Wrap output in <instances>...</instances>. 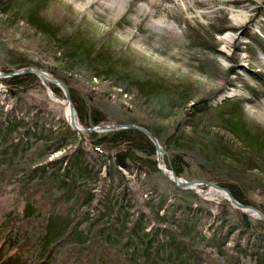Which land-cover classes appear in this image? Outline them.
<instances>
[{"label": "trees", "instance_id": "obj_1", "mask_svg": "<svg viewBox=\"0 0 264 264\" xmlns=\"http://www.w3.org/2000/svg\"><path fill=\"white\" fill-rule=\"evenodd\" d=\"M39 2L5 0L0 4V13H10L11 22L21 18L45 36L47 44H53L55 51L61 54L59 65L62 70L83 69L95 79L124 80L128 88L134 87L146 100H152L154 104L161 100L160 104H165L163 110L161 106L157 113H152L157 120L170 108L171 102L186 105L191 101L187 93L169 94L158 82L121 72L109 50L95 51L76 38H61L58 28L40 18L43 7ZM22 9L23 13L19 14ZM9 55L6 66L0 67L2 72L39 66L22 58H14L12 53ZM51 74L68 87L80 127L88 129L105 124L107 120L103 114L88 105L87 98L73 89L68 80ZM0 83L14 101H19V94L28 87L40 86L39 80L30 75L2 79ZM48 87L56 96H62L60 89ZM224 104L222 113H218L211 123L203 119H207L205 113H195L187 123L175 125L166 131L164 127H144L164 151L170 152V162L164 159L163 162L167 168L169 162L178 178L216 184L228 190L238 203L251 206L264 215L263 207L252 197L264 189L262 180L258 178V175L261 178L264 176V130L248 123L237 106L229 101ZM210 127L217 128V132L211 134L208 131ZM27 138H32L39 146L34 153L37 160L34 162L31 157L28 163L21 165L19 158L25 157L24 154L31 149ZM85 146H88L91 154L85 151ZM55 153L64 155L60 159L47 161ZM157 166L153 144L139 132L80 135L64 124L50 132L35 120L31 123L25 118L6 116L0 110V186H13L16 192L14 198L20 207L16 214L20 216V226L1 235L0 264H54L58 262L56 257L63 260L74 258V264H112L108 249H114L123 258L122 264L191 262V255L186 249L191 246L188 240L191 237L189 225L195 226V217L189 220L190 224L182 215L169 224L166 221L167 211L159 217L158 212L167 200L161 193L154 219L160 226L166 224L172 230L159 227L153 234L145 233L142 218L135 221L133 214H130L129 208L132 206L128 203L130 191L126 186L127 180L118 178L121 189L110 186L113 175H119L121 170L146 176L158 174ZM102 168L104 177H101ZM106 181L108 190L103 191ZM169 189L189 195L190 202L202 210L203 204L195 193L176 189L173 184ZM190 205L189 201H185L183 210L190 213ZM12 212L9 211L8 217ZM9 223V218H6L4 225ZM234 227L241 233L234 252L236 257L248 260L250 264H264V223L242 215ZM161 234L167 238L163 243L159 241ZM212 234L211 244H215L219 257L225 258L226 253L222 249L225 237H220L216 232ZM28 244L34 248L35 256L27 261L17 251ZM13 249L16 251L11 252Z\"/></svg>", "mask_w": 264, "mask_h": 264}, {"label": "rangeland", "instance_id": "obj_2", "mask_svg": "<svg viewBox=\"0 0 264 264\" xmlns=\"http://www.w3.org/2000/svg\"><path fill=\"white\" fill-rule=\"evenodd\" d=\"M4 1L0 0V4ZM120 1L40 0L43 7L40 18L58 28L61 38H76L95 51L109 50L121 72L158 82L169 94L187 93L191 101L186 105L171 102L170 108L157 120L152 113H157L161 106L162 110L165 108V104H160L161 100L156 104L146 100L134 87L128 88L119 78L95 79L83 69L62 70L59 65L61 54L55 51L53 44H47L45 36L21 18L11 22L10 13H0V67L6 66L11 56L9 53H12L14 58L39 65L29 68L43 70L48 77L54 76L53 73L68 80L73 89L87 98L88 105L103 114L107 121L101 125H134L144 129L164 127L166 131L175 125L187 123L195 113H205L207 119H203L211 123L218 113H222L224 103L229 101L237 106L248 123L264 130V0ZM22 13L23 9L19 14ZM39 84L28 87L19 94V101H14L0 83V110L6 116L25 118L31 123L35 120L50 132L63 127V124L69 127L63 93L58 97L48 84L40 81ZM216 129L210 127L208 131L215 134ZM218 133L223 135L220 131ZM27 141L31 149L24 154L25 157L19 158L21 165L28 163L31 157L32 161L37 160L34 153L39 146L32 138H27ZM85 151L92 153L88 146H85ZM164 152L166 156L157 162V169H168L163 159L169 161L171 154ZM63 155L51 154L47 161L60 159ZM101 170V177H104L105 172L103 168ZM119 175H113L110 186L121 189L118 178L127 180L126 186L130 191L128 203L132 206L129 208L130 214H133L135 221L142 218L145 233L153 234L159 227L172 230L166 224L160 226L154 219L161 193L167 200L158 216L165 215L167 211L166 221L169 224L180 215L188 222L194 217L200 219H194L195 226L189 225L191 237L188 240L191 246L186 250L191 255V262L187 264H250L234 254L241 235L234 226L242 215L256 221L258 218L251 212L242 213L233 209L220 193L203 186L189 190L200 198L203 206L199 210L190 202L189 195L169 189L172 183L161 171L145 176L135 171L121 170ZM258 176L264 188V176ZM103 184V191L108 190V181ZM15 193L12 185L0 186V238L20 226V216H16L20 207L14 198ZM252 197L264 209V189ZM185 201L191 203L190 213L182 208ZM9 211L14 213L8 217ZM6 218L10 223L4 225ZM212 232L225 237L222 248L226 253L225 258L219 257L215 244H211ZM166 239L164 234L159 236L160 243ZM33 249L28 244L17 252L28 261L35 256ZM107 251L112 259L110 263H123V258L114 249ZM55 260L58 262L54 264H74V258L63 260L56 257ZM169 264L178 263L171 261Z\"/></svg>", "mask_w": 264, "mask_h": 264}, {"label": "water", "instance_id": "obj_3", "mask_svg": "<svg viewBox=\"0 0 264 264\" xmlns=\"http://www.w3.org/2000/svg\"><path fill=\"white\" fill-rule=\"evenodd\" d=\"M34 76L36 77L41 83L52 85L58 87L61 92L63 93L65 97V101L68 104V113H69V127L71 131L74 133L80 134V135H88V134H97V135H104L109 134L113 132H121V131H135L139 132L142 135H144L154 146L155 152H156V161L159 163L161 157L166 156L163 149L158 144L155 137L146 129L134 126V125H127V126H118V125H99L92 128H82L78 125L77 117L75 115L73 105L70 98V92L68 87L60 80L56 79L54 76L48 77L47 74L40 69L37 68H23L17 71L9 72V73H3L0 72V79H7V78H13V77H20V76ZM159 171H161L168 179L169 181L174 185L176 189L179 190H194L195 188L199 186L206 187L207 189L216 191L220 194H223L226 198L229 205L242 213L251 212L254 216L258 218L262 223H264V215L261 214L257 209L251 207V206H245L240 203H238L230 194V192L222 187H219L215 184L204 182V181H184L181 178H178L175 173L173 172L169 162H168V169H162L158 168Z\"/></svg>", "mask_w": 264, "mask_h": 264}, {"label": "bare ground", "instance_id": "obj_4", "mask_svg": "<svg viewBox=\"0 0 264 264\" xmlns=\"http://www.w3.org/2000/svg\"><path fill=\"white\" fill-rule=\"evenodd\" d=\"M120 1V0H119ZM120 2H124V0H121ZM0 80H2V79H0ZM42 84H44V83H42ZM48 86H52V85H48ZM54 87H56V86H54ZM58 88V87H57ZM59 89V88H58ZM61 91V90H60ZM63 104H64V106L66 107V109H65V112H66V114H67V122H69V113H68V104H66V102L64 101L63 102ZM162 168V167H161ZM196 189V188H195ZM220 195H222L223 197H224V195L223 194H220ZM225 198V197H224Z\"/></svg>", "mask_w": 264, "mask_h": 264}]
</instances>
